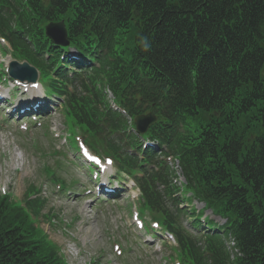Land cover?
I'll return each instance as SVG.
<instances>
[{
  "label": "trees",
  "instance_id": "obj_1",
  "mask_svg": "<svg viewBox=\"0 0 264 264\" xmlns=\"http://www.w3.org/2000/svg\"><path fill=\"white\" fill-rule=\"evenodd\" d=\"M58 20L79 62L59 59L67 48L43 35ZM0 36L62 97L70 134L81 132L120 171L141 174L143 209L173 233L180 264H264V0H0ZM105 90L129 118L157 116L141 136L156 149L139 148ZM160 156L176 158L187 188L226 219L234 260L218 232L200 247L181 227L186 212L167 201L177 189ZM33 192L22 203L0 195V264H66L34 227Z\"/></svg>",
  "mask_w": 264,
  "mask_h": 264
},
{
  "label": "rangeland",
  "instance_id": "obj_2",
  "mask_svg": "<svg viewBox=\"0 0 264 264\" xmlns=\"http://www.w3.org/2000/svg\"><path fill=\"white\" fill-rule=\"evenodd\" d=\"M11 59L0 42V73ZM8 80L5 75L0 77V89L6 97L12 94ZM43 99L44 106L40 107L43 111L32 112L33 118L40 116L36 120L31 118L32 114L22 118L17 114L7 115L11 108L6 104L8 100L0 101V193L9 194L13 201L19 202L29 187L37 190L43 210L34 220V226L55 244L58 255L67 264H174L172 245L161 239H147L132 224V214L137 212L139 217V204L126 193L131 185L129 180L112 177L113 192L106 198L99 196L90 169L68 147L69 132L65 130L60 103L54 98ZM69 135L72 140L74 134ZM55 146L66 156H59L62 165L53 151ZM47 167L56 170V175L64 180L65 190L62 191L59 183H50L43 171ZM114 173L113 168L108 176ZM191 206L196 209L197 205ZM140 216L145 226L153 221L147 212ZM210 219L221 223L214 216ZM117 244L122 252L114 247Z\"/></svg>",
  "mask_w": 264,
  "mask_h": 264
},
{
  "label": "water",
  "instance_id": "obj_3",
  "mask_svg": "<svg viewBox=\"0 0 264 264\" xmlns=\"http://www.w3.org/2000/svg\"><path fill=\"white\" fill-rule=\"evenodd\" d=\"M45 33L49 36L54 42L61 45L66 44L64 42L65 33L62 28V23L59 24H49L45 27ZM9 74L19 80L34 81L36 78V73L33 68L29 67L26 63L18 65L16 62L12 61L9 64ZM135 123L140 132L146 130V128L154 122V117L149 114L145 116L135 117Z\"/></svg>",
  "mask_w": 264,
  "mask_h": 264
},
{
  "label": "clouds",
  "instance_id": "obj_4",
  "mask_svg": "<svg viewBox=\"0 0 264 264\" xmlns=\"http://www.w3.org/2000/svg\"><path fill=\"white\" fill-rule=\"evenodd\" d=\"M143 47L147 49L149 47L148 41L146 38H142Z\"/></svg>",
  "mask_w": 264,
  "mask_h": 264
},
{
  "label": "bare ground",
  "instance_id": "obj_5",
  "mask_svg": "<svg viewBox=\"0 0 264 264\" xmlns=\"http://www.w3.org/2000/svg\"><path fill=\"white\" fill-rule=\"evenodd\" d=\"M36 96L38 97V94H37ZM40 103H42V101H41ZM128 192H131V191L129 190ZM129 195H130V194H129Z\"/></svg>",
  "mask_w": 264,
  "mask_h": 264
}]
</instances>
